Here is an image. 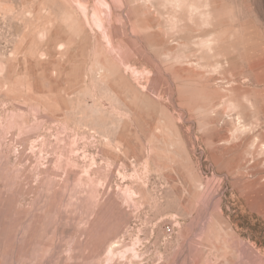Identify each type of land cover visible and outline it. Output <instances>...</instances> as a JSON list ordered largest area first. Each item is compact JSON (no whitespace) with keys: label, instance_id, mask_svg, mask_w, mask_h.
Returning a JSON list of instances; mask_svg holds the SVG:
<instances>
[{"label":"rangeland","instance_id":"rangeland-1","mask_svg":"<svg viewBox=\"0 0 264 264\" xmlns=\"http://www.w3.org/2000/svg\"><path fill=\"white\" fill-rule=\"evenodd\" d=\"M0 264H264V0H0Z\"/></svg>","mask_w":264,"mask_h":264},{"label":"bare ground","instance_id":"bare-ground-1","mask_svg":"<svg viewBox=\"0 0 264 264\" xmlns=\"http://www.w3.org/2000/svg\"><path fill=\"white\" fill-rule=\"evenodd\" d=\"M101 25H102V24H101ZM101 25H100V26H101ZM103 26H104V25H103ZM103 26H101V27H103ZM104 28H105V27H104ZM61 47H62V46H61Z\"/></svg>","mask_w":264,"mask_h":264}]
</instances>
